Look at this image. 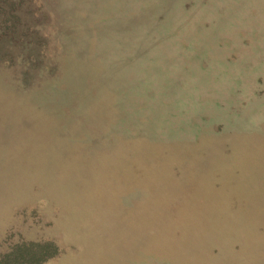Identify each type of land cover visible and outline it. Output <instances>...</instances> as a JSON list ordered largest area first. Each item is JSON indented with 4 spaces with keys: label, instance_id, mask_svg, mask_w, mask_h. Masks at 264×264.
<instances>
[{
    "label": "rangeland",
    "instance_id": "rangeland-1",
    "mask_svg": "<svg viewBox=\"0 0 264 264\" xmlns=\"http://www.w3.org/2000/svg\"><path fill=\"white\" fill-rule=\"evenodd\" d=\"M0 264H264V0H0Z\"/></svg>",
    "mask_w": 264,
    "mask_h": 264
}]
</instances>
